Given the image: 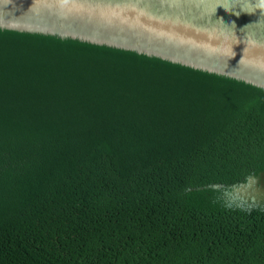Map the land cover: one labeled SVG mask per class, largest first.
I'll return each mask as SVG.
<instances>
[{
  "label": "trees",
  "instance_id": "obj_1",
  "mask_svg": "<svg viewBox=\"0 0 264 264\" xmlns=\"http://www.w3.org/2000/svg\"><path fill=\"white\" fill-rule=\"evenodd\" d=\"M260 97L0 87V264H264Z\"/></svg>",
  "mask_w": 264,
  "mask_h": 264
},
{
  "label": "water",
  "instance_id": "obj_2",
  "mask_svg": "<svg viewBox=\"0 0 264 264\" xmlns=\"http://www.w3.org/2000/svg\"><path fill=\"white\" fill-rule=\"evenodd\" d=\"M84 85L264 112V0H0V87Z\"/></svg>",
  "mask_w": 264,
  "mask_h": 264
},
{
  "label": "flooded vegetation",
  "instance_id": "obj_3",
  "mask_svg": "<svg viewBox=\"0 0 264 264\" xmlns=\"http://www.w3.org/2000/svg\"><path fill=\"white\" fill-rule=\"evenodd\" d=\"M251 184H252V186H255V187L256 186H262L264 188V175L261 174L259 177L252 178V180L248 183V185H251ZM257 203H259V204L264 203V198L261 200H258Z\"/></svg>",
  "mask_w": 264,
  "mask_h": 264
}]
</instances>
